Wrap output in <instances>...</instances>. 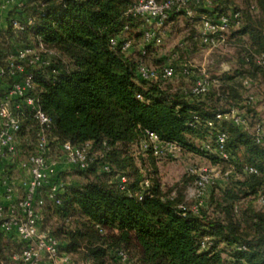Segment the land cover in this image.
I'll list each match as a JSON object with an SVG mask.
<instances>
[{
  "label": "trees",
  "instance_id": "16d2710c",
  "mask_svg": "<svg viewBox=\"0 0 264 264\" xmlns=\"http://www.w3.org/2000/svg\"><path fill=\"white\" fill-rule=\"evenodd\" d=\"M238 1L213 0L212 9L189 2L197 13L241 14L240 24L227 32L226 42L234 46L232 65L208 72L213 83L203 94L191 90L198 74L181 64L187 50L205 45L196 27L200 22H191L186 13L172 14L163 27L185 16L196 28L168 63L158 52L162 43L144 40L147 23L129 13L135 0H16L1 11L0 99L16 81L11 62L22 63L32 76L31 94L51 118V155L58 156L64 142L92 144L89 165L73 166L79 181H65L60 204L48 200L40 208L42 229L59 240L70 264H233L236 258L264 264V205L258 201L264 196V142L253 134L262 120L256 100L246 99L251 85L264 79V66L256 62L264 54V0ZM40 45L53 51L42 53L49 65L17 58L19 51ZM150 55L154 66L145 60ZM142 64L170 65L177 74L144 78ZM234 108L245 113L247 127L218 117ZM20 116L18 157L10 168L35 151L40 129L30 110ZM148 131L184 152L221 163L224 171L234 170L224 183L210 185L206 205L195 210L182 191L165 188L157 165L161 155L144 148ZM221 132L227 136L228 159L214 151ZM206 142L211 150L203 149ZM245 164L257 172L245 173ZM61 175L65 178L62 169ZM122 176L126 181L119 180ZM2 220L0 264H25L15 255L26 243L3 230Z\"/></svg>",
  "mask_w": 264,
  "mask_h": 264
},
{
  "label": "built area",
  "instance_id": "2783aa9c",
  "mask_svg": "<svg viewBox=\"0 0 264 264\" xmlns=\"http://www.w3.org/2000/svg\"><path fill=\"white\" fill-rule=\"evenodd\" d=\"M191 0H137L129 8V13L139 16L147 23L144 33L146 42L154 41L156 44L162 43V37L159 35L166 21L174 13H186L191 22L197 18L200 22V40L206 46L215 48L226 42L227 32L230 28L237 26L241 21L239 11H231L227 13L214 12L197 13L189 6ZM16 0H0V13L7 9ZM197 5L207 9L213 8V0H196ZM14 26L20 27L18 20L13 21ZM115 43V40H112ZM131 42L128 40L124 43L123 48L128 49ZM43 52L53 53L40 45L38 48H27L18 52L17 58L20 60H30L31 63H39L49 65L50 58L44 57ZM256 62L258 65L264 66V54L257 55ZM10 71L16 77V81L11 84L5 97L0 99V159L14 163L18 157L19 133L21 131L22 122L20 113L24 109L32 112L33 118L40 125L36 149L21 159L18 167L26 173L22 179L24 193L20 198H14L15 187L6 182V199L8 204L0 203L1 228L7 232H14L21 241L26 243L24 250L15 258H20L25 264H70L71 256L61 251L59 240L53 235L42 229V214L40 208L46 201H54L56 204L61 203V193L65 187V181L60 179L59 171L62 163L70 166H78L86 168L89 165L92 144L86 142L80 145H74L71 142L61 144L63 154L59 159L51 155V146L48 138V130L51 125V118L43 111L40 98L31 94L33 89L32 76L27 74V69L22 63L12 61ZM184 69L183 72H188ZM0 69V75L3 74ZM140 73L144 78L157 79L159 76L164 78H172L176 76V71L170 65L157 69L148 65L140 66ZM195 79L191 90L195 94L205 93L212 85L211 80L206 71L202 72ZM248 84L249 80H245ZM3 81L0 77V88ZM247 102L255 101L253 93L246 96ZM219 118H230L235 123L247 127L248 118L245 113L237 108L222 114H218ZM254 137L258 143L264 142V122L259 121L254 125ZM226 133L221 132L216 139L215 152L223 159L229 158L226 147ZM152 147L157 155L171 154L180 150L178 145L173 142H165L160 140L158 135L152 131H148V140L144 143V148ZM203 149L211 150L212 144L206 142ZM105 170H110L108 164H104ZM234 167L224 171V179L233 172ZM245 173H256L257 168L250 164L243 167ZM218 173H210L204 169L197 178L195 183L194 197L196 203L193 208L198 209L202 205L203 199L208 192L210 185L215 181ZM120 181H126L124 176L120 177ZM259 204L264 205V196H260ZM185 209V207H183ZM6 214V215H5ZM5 215V216H4ZM205 246V242L202 243ZM238 249H246L245 245H238ZM123 259L127 255L124 251L117 252ZM233 264H247L243 259H233Z\"/></svg>",
  "mask_w": 264,
  "mask_h": 264
},
{
  "label": "rangeland",
  "instance_id": "374dc122",
  "mask_svg": "<svg viewBox=\"0 0 264 264\" xmlns=\"http://www.w3.org/2000/svg\"><path fill=\"white\" fill-rule=\"evenodd\" d=\"M238 3H241V0H239ZM196 27L199 30V26ZM195 30V27L186 22L185 16H180L174 22H169L161 31L162 44L157 47L159 54L162 53V55H166V61L168 63L171 62L172 57L176 54L174 50L178 49L179 51L180 48L183 47L182 41L186 37L194 35ZM189 44L192 46L191 42H189ZM158 52L155 51V54L157 53L158 55ZM233 52L234 46L227 42L212 49L208 46L199 44L197 49L187 50L186 58L183 59L181 64L186 63L198 75L203 74V71H206V73L212 71L220 73L229 69L232 65ZM145 60L149 65H155L151 55L150 58H146ZM212 68H214V70ZM249 92L255 95L261 120L264 122V79H259L253 83L248 89L247 94H249ZM58 154V156H54V153L53 157L59 159L63 154L62 150L61 152L59 151ZM157 165L159 168V176L165 188H173L174 190L182 191L185 196V201L191 204V206L198 200L194 197L195 183L199 173L204 169H207L210 173H218L215 177V181L217 183H224V166L221 163H212L207 157L191 152L177 150L171 154H163L159 157ZM63 171L65 173V178L61 175V180L79 181V177L76 174V167L67 165ZM207 196L206 194L202 205H206L209 199Z\"/></svg>",
  "mask_w": 264,
  "mask_h": 264
},
{
  "label": "crops",
  "instance_id": "0c3cea01",
  "mask_svg": "<svg viewBox=\"0 0 264 264\" xmlns=\"http://www.w3.org/2000/svg\"><path fill=\"white\" fill-rule=\"evenodd\" d=\"M0 15H2L0 13ZM0 23L3 24V18L0 17ZM200 29V28H199ZM200 36V30H198ZM259 111V110H258ZM260 112V111H259ZM9 161H0V203L8 204L6 199V182L15 187L14 198H20L24 193V188L22 186V179L25 177L26 173L23 169L19 167L10 168ZM66 164L62 163L59 167L64 170Z\"/></svg>",
  "mask_w": 264,
  "mask_h": 264
}]
</instances>
